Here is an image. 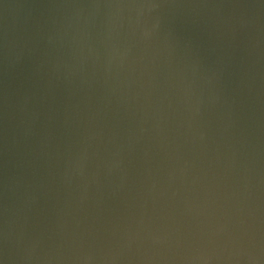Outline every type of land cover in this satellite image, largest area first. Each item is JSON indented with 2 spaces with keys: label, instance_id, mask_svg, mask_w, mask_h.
Returning a JSON list of instances; mask_svg holds the SVG:
<instances>
[{
  "label": "water",
  "instance_id": "obj_1",
  "mask_svg": "<svg viewBox=\"0 0 264 264\" xmlns=\"http://www.w3.org/2000/svg\"><path fill=\"white\" fill-rule=\"evenodd\" d=\"M0 264H264V0H0Z\"/></svg>",
  "mask_w": 264,
  "mask_h": 264
}]
</instances>
